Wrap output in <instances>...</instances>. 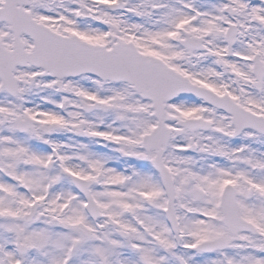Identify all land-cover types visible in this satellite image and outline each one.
<instances>
[{"label":"snow or ice","instance_id":"snow-or-ice-1","mask_svg":"<svg viewBox=\"0 0 264 264\" xmlns=\"http://www.w3.org/2000/svg\"><path fill=\"white\" fill-rule=\"evenodd\" d=\"M0 264H264V0H0Z\"/></svg>","mask_w":264,"mask_h":264}]
</instances>
